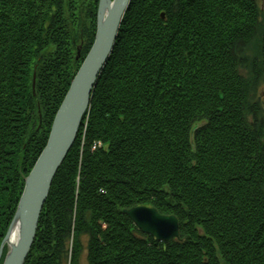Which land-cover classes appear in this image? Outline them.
Returning <instances> with one entry per match:
<instances>
[{"label":"trees","instance_id":"obj_1","mask_svg":"<svg viewBox=\"0 0 264 264\" xmlns=\"http://www.w3.org/2000/svg\"><path fill=\"white\" fill-rule=\"evenodd\" d=\"M98 1L0 0V242ZM119 27L23 264H264V0H132Z\"/></svg>","mask_w":264,"mask_h":264},{"label":"water","instance_id":"obj_2","mask_svg":"<svg viewBox=\"0 0 264 264\" xmlns=\"http://www.w3.org/2000/svg\"><path fill=\"white\" fill-rule=\"evenodd\" d=\"M132 0H99L96 13V32L89 52L76 71L58 110L56 111L48 139L28 175L17 202L14 216L7 225L0 242V257L6 244L2 264H23L35 238L40 211L48 195L57 169L73 145L79 125L86 113L101 69L113 51L119 26ZM123 212L142 232L160 241L176 238L179 232L178 219L163 215L156 208L133 206ZM17 223L14 242L9 236Z\"/></svg>","mask_w":264,"mask_h":264},{"label":"rangeland","instance_id":"obj_3","mask_svg":"<svg viewBox=\"0 0 264 264\" xmlns=\"http://www.w3.org/2000/svg\"><path fill=\"white\" fill-rule=\"evenodd\" d=\"M261 3V0H259V4ZM257 96L259 98L260 107L262 108V115L264 117V83H261L257 88ZM85 255H83L82 260L85 262ZM82 261V262H83Z\"/></svg>","mask_w":264,"mask_h":264},{"label":"bare ground","instance_id":"obj_4","mask_svg":"<svg viewBox=\"0 0 264 264\" xmlns=\"http://www.w3.org/2000/svg\"><path fill=\"white\" fill-rule=\"evenodd\" d=\"M14 229L12 230L11 234H10V238H9V242L12 243L15 241L16 239V233H17V230H18V226H17V223H15L14 225ZM4 247L6 248V244L4 245Z\"/></svg>","mask_w":264,"mask_h":264}]
</instances>
